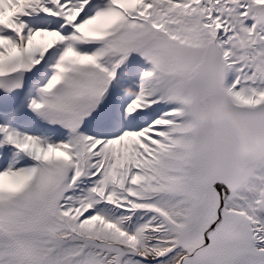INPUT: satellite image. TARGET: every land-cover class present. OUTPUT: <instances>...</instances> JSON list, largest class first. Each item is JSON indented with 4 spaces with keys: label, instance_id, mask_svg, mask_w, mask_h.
I'll list each match as a JSON object with an SVG mask.
<instances>
[{
    "label": "snow or ice",
    "instance_id": "1",
    "mask_svg": "<svg viewBox=\"0 0 264 264\" xmlns=\"http://www.w3.org/2000/svg\"><path fill=\"white\" fill-rule=\"evenodd\" d=\"M0 264H264V0H0Z\"/></svg>",
    "mask_w": 264,
    "mask_h": 264
},
{
    "label": "clouds",
    "instance_id": "2",
    "mask_svg": "<svg viewBox=\"0 0 264 264\" xmlns=\"http://www.w3.org/2000/svg\"><path fill=\"white\" fill-rule=\"evenodd\" d=\"M204 118H211L216 121L231 120L237 132L239 151L243 154L252 150L251 142L253 140V135L251 130L247 127V125H244L236 120L232 111L227 106L212 109ZM236 169L242 176L245 177H249L253 174L252 168L246 160L239 161L236 164Z\"/></svg>",
    "mask_w": 264,
    "mask_h": 264
}]
</instances>
